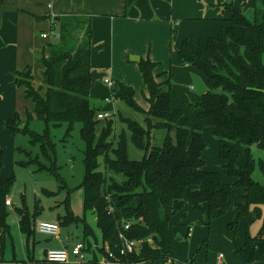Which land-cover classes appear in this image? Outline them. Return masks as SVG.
Here are the masks:
<instances>
[{
  "label": "trees",
  "instance_id": "obj_1",
  "mask_svg": "<svg viewBox=\"0 0 264 264\" xmlns=\"http://www.w3.org/2000/svg\"><path fill=\"white\" fill-rule=\"evenodd\" d=\"M223 6L232 13L229 26L218 37L208 39L206 53L202 48L192 51L185 41L177 57L182 64L194 67L206 78L209 87L201 95L202 101L190 107L198 110L197 119L212 127L214 135L223 143L220 158L226 162L227 175L235 179L234 184L223 183L219 172L204 169L203 152L207 143L202 125L193 126L189 119L182 126L178 125L184 112L172 105L173 75L170 71L169 79L158 81L155 74L158 64L149 58L139 62L149 91L148 110L136 102L133 87L114 82L110 89L112 99L123 100L145 114L146 126L131 118L122 119L126 129L116 136L114 116L97 119L101 106H94L90 98L96 82L92 71L97 69L91 62L93 29L90 18L50 17L51 30L58 37H55L56 42L50 38L35 52V63L41 67L39 83L35 81L31 66L16 73V84L24 90L33 108L26 111L25 119L16 113L5 123L12 135L18 132L29 135L31 143L41 145L50 160L46 149L51 143L48 134L33 132L26 128V123L36 118L47 126L67 123L69 129L76 123L82 124L84 209L85 214L90 213L95 218L98 231L86 217L74 214L70 191L58 205L63 206L64 214L58 215L57 222L60 227L82 225L81 241L87 254H99L108 262L122 264L173 257V218L181 212L186 218V200L198 212L210 215L217 212L222 216L234 205L235 186L245 190L242 197L245 203L238 205V211L239 220L245 222L247 229L246 241L241 247L236 241L239 221L228 224L236 253L245 264L264 262V218L259 232L250 233V227L264 214V182L253 177L257 168L264 176V160H257L252 152L253 146L264 149V0H256L253 20L232 2H224ZM154 128L166 132L161 146L152 145L150 135ZM174 130L175 135H172ZM130 141L145 152L142 159L130 158ZM236 141L246 146V165L242 168L237 166L239 152L232 145ZM4 161L5 150L0 149L1 261L7 237L11 235L10 212L17 211L20 229L28 237L36 231L35 214L31 215L26 207L14 206L10 210L6 204L15 175L1 177ZM37 161H23L22 165L34 162L38 169L46 168ZM119 175L123 180L117 179ZM50 194L55 195V192ZM128 223L131 225L126 230ZM122 235L136 241L138 250L121 254ZM109 252H113L114 258H109Z\"/></svg>",
  "mask_w": 264,
  "mask_h": 264
},
{
  "label": "crops",
  "instance_id": "obj_2",
  "mask_svg": "<svg viewBox=\"0 0 264 264\" xmlns=\"http://www.w3.org/2000/svg\"><path fill=\"white\" fill-rule=\"evenodd\" d=\"M224 2H232L243 13L247 9L256 6V0H0V128L2 126L5 128V123L13 118L16 113L23 118L25 117L24 112L30 110L27 108L24 111L25 102L31 105L32 110L31 101L26 99L24 90L16 84V73L27 66H34L35 52L47 41H50V38L56 39L57 34L51 30V23L53 18L61 16L90 18L93 29L92 64L98 71L107 72V77L113 83L121 82L133 87L134 90L136 88L142 89L143 93H146L147 103L146 106H143L144 110H148L150 106L148 101L149 91L139 68L141 60L137 62L130 59L134 55L139 56L140 59L149 58L158 64L155 72L160 82L166 81L171 71L173 75L172 105L174 108L186 109V107L183 108L186 102L177 101L180 98L189 101L196 100V104L200 103L202 94L198 98L195 93L191 92L196 88L195 81L192 78L193 75L197 74L208 86L206 78L197 69H193L188 64H182L177 57V52L181 50L183 43L188 41L192 51L197 52L202 48L206 53L208 39L218 37L229 26L228 19L232 13L223 6ZM45 16L48 17L45 18ZM44 33L48 34V38L42 36ZM165 73L167 75L163 78ZM179 82L186 83L184 87L190 85L187 90H184L185 97H181L178 93ZM100 83L102 82L99 80L95 82L90 98L97 96L95 88ZM110 89L111 85L108 86V93L101 95L103 101L109 98L111 100L108 102L114 101ZM188 103L192 104L194 102ZM101 110L110 109L101 106ZM192 111L196 115L195 119H189L192 125L195 126V124L200 123L203 129L206 122L197 119L198 110ZM186 119L188 118L184 112V117L178 125L182 126ZM210 130L214 134L212 127ZM203 135L206 141L205 129ZM215 143L219 163L223 170L211 165H207L208 168L205 166L204 169L227 174L226 162L220 158L223 143L220 140H216ZM233 146L238 151L236 144ZM245 150L246 148L244 152ZM207 152V149L203 152V158H206ZM206 162L208 163V160ZM245 165L246 159L243 166L237 164L240 168L245 167ZM222 180L223 183L229 184L235 182L233 178H231L233 182H228L223 178ZM239 192H241L240 197L238 199L234 197V205L227 212L225 218L227 221L230 220L227 224L237 222V220H231L232 215L237 213L239 229L243 227L245 232V238L237 243L243 247L246 241L247 229L245 222L239 220L238 205L245 203L242 198L245 195V190L240 188ZM14 206H16L15 203ZM186 209L188 210V212H185L184 209L187 215L186 218L183 217V212L177 214L182 217L178 221L181 226L190 222L188 214L194 212L190 202ZM213 214L218 217L217 212ZM208 215L210 226L211 215L209 213ZM175 217L173 218V257L137 264H245L244 259L236 253L233 234L228 225L223 230L219 229L218 232L213 229V235L211 234V228L196 231L189 225L184 231H179V227L174 226ZM69 227H61L59 237L41 233L37 229V224L35 234L32 237H28L26 233L22 232L20 225L19 229L17 226L14 230L11 228V235L6 240L4 260H0V264H122L105 261L103 256L94 255L93 253L87 254L85 261L79 262L72 257V260L67 263L48 262L46 259L48 250L70 249L73 244L82 240L83 233L80 237H75ZM17 234L21 240L19 247ZM38 234L44 236L47 241L41 243L42 239H39ZM179 235L181 239L178 237ZM210 237L212 238L209 243ZM184 238L190 239L188 244L183 243V241L180 243L179 240H184ZM175 239L178 240L175 241ZM204 241H207L208 250L198 252V255L194 256L197 249L205 246V244H201ZM199 244L202 246H199ZM213 247L222 249V251H218L217 254L207 253L209 248L213 249ZM220 254H223V258L219 260L218 256ZM212 255L213 257H210ZM256 264H264V262L261 261Z\"/></svg>",
  "mask_w": 264,
  "mask_h": 264
},
{
  "label": "rangeland",
  "instance_id": "obj_3",
  "mask_svg": "<svg viewBox=\"0 0 264 264\" xmlns=\"http://www.w3.org/2000/svg\"><path fill=\"white\" fill-rule=\"evenodd\" d=\"M249 19L253 20L254 18V8H249L244 13ZM56 37V36H55ZM53 42H56V39H52ZM32 67V72L35 77V81L39 83L41 76H40V70L41 67L35 63ZM192 67V66H191ZM195 69L194 67H192ZM156 74V72H155ZM167 75V73L164 74L163 78ZM161 76V75H160ZM192 78V76H191ZM169 79V77L167 78ZM193 79V78H192ZM100 84H98L95 88V92L97 94L96 97L91 98V102L94 106H102V108L110 109V111L113 113V120L115 122L114 131L115 135L119 136L120 133L123 131V129H126L125 123L122 122V119L131 118L134 120H137L139 123H142L144 126L145 124V114L137 111L133 108H131L125 101L123 100H114L111 102H108L106 100H102L101 95H104L105 93H108V84L104 83V81L99 80ZM193 81V80H192ZM113 82V81H112ZM179 95L181 97L184 96V90H187L190 85H186V83L179 82ZM136 95L135 100L136 102L144 109L143 106H146V93H143V90L140 88H136ZM190 90V89H189ZM192 93H195V96L198 98L200 97V93L198 92L197 88L191 91ZM184 101L186 102L183 105V108L186 107L184 110L185 115L188 119L193 120L195 119V113L192 111L193 109L190 107V104L188 102H194L192 104H196V100L189 101L187 99H177V101ZM176 101V102H177ZM31 110V105L28 102H25L24 104V111L26 109ZM146 109V108H145ZM26 115V111L24 112ZM24 115V116H25ZM22 117V116H21ZM23 118V117H22ZM25 119V117L23 118ZM205 134H206V141H207V154H206V161L208 160V163L205 165H211L216 166L219 170H223V167L219 163V156L217 152V146L215 141L219 140L214 134L211 133L210 126L205 123ZM81 123H76L72 129H69V126L67 123H63L60 126H53L49 125L47 126L46 123L42 120H38L34 118L30 122L26 123V128L29 130L36 132L40 135L47 133L49 136V139L51 141L50 144L46 146L47 153L51 157L49 160L48 157L45 155V153L42 150L41 145H33L31 143L30 136L27 134H24L22 132H18L15 135H12L10 131L6 128H3V126L0 128V149L5 150V161H4V167L1 171V177L2 178H9L12 175H15V181L11 189V197L13 203H15L16 206H19L20 208L26 207L31 215L35 214L36 217V224L38 226L39 222L41 221H52L55 222L58 219L59 214H64V208L63 206H58L66 197L67 192L70 191V205L71 209L74 212L75 215L83 218L86 217L87 221L97 230L96 228V221L95 218L90 214H85L84 209V197L85 192L84 189L81 187V183L84 179L85 175V166H84V151H85V142L81 137ZM20 128H22L20 126ZM5 129V130H4ZM175 131V130H174ZM174 131H172V135H174ZM166 132L161 129H152L151 130V142L154 146H161L164 138H165ZM51 144L53 146L51 147ZM239 151V158L237 164L244 165L245 164V152L244 149L246 146L239 143L238 141L233 142L232 145H235ZM244 148V149H243ZM252 152L255 156V158L263 159L264 160V149L258 148L257 146L252 147ZM144 151L141 149H138L135 147V145L132 143V141L129 142V155L131 159H142L144 157ZM37 159V164L43 165L42 169H38L37 165L32 162L27 165H22V162H29L31 160ZM101 163V169H104V163L103 158L100 159ZM55 169V171L51 169ZM208 168V167H207ZM221 176L223 179L227 180L228 182H233L231 178L224 172L221 173ZM253 177L260 181L264 182V176L263 173L260 171L259 168H257L253 174ZM119 180H123V176L119 175L117 177ZM64 187V188H63ZM238 187H233L234 190V197L238 199L240 197L241 192H239ZM49 192H55V195H48ZM9 196V198H11ZM189 202L186 200L185 205V212H188L186 209ZM39 209V211H38ZM191 209V208H190ZM38 211V212H37ZM189 212L188 219H190L187 225H179L178 221L182 219L181 215H175L174 219V226L179 227L178 230H185V228L189 225L193 228V230L199 231L200 229L203 230H211V234L213 235V232L215 229L216 232L219 231V229L223 230L227 227V223L230 220H226V214L222 216H216L213 213L211 214V223L209 226V215L208 213H201L198 211ZM18 214L17 211L10 212L8 215V223L11 225V228L14 230L18 225ZM264 218V214L262 219L256 221L251 227H250V233L252 235H256L262 225V220ZM232 221L237 220V213H234L231 217ZM69 229L71 230V233L73 231V235L75 237H80L83 233V228L81 224H72L69 225ZM181 226V227H180ZM98 231V230H97ZM195 231V232H196ZM13 235L15 236L14 232L12 231ZM179 233V232H178ZM181 233V232H180ZM182 234V233H181ZM244 228H240L237 226V233H236V241L239 242V240H243L245 238L244 236ZM39 239L41 240V243H45L47 240L44 239V236H41L38 234ZM211 238L209 239V243L211 242ZM18 239V247L21 244V240L19 239V235L17 234ZM178 239H175V241ZM180 243L183 241V243H189V238H184V240H179ZM207 241L201 243L202 245L205 244L203 248H199L195 251L194 256H197L198 252H203L208 250ZM99 244H101V238L99 236ZM99 244L98 247H101ZM199 244V246H202ZM10 247V246H9ZM222 251V249H217V247L209 248V251L207 253L209 254H217L218 251ZM206 254V253H204ZM210 257H213L210 256Z\"/></svg>",
  "mask_w": 264,
  "mask_h": 264
},
{
  "label": "built area",
  "instance_id": "obj_4",
  "mask_svg": "<svg viewBox=\"0 0 264 264\" xmlns=\"http://www.w3.org/2000/svg\"><path fill=\"white\" fill-rule=\"evenodd\" d=\"M57 34V33H55ZM44 38H48V34L44 33L42 35ZM58 37V35L56 36ZM105 83L108 85H111L113 82L110 78L105 77ZM111 99H107L106 101H110ZM113 116V113L110 110H101L97 114V119L104 120L111 118ZM6 204L9 206L10 210L13 209L14 203L11 198H7ZM131 223H128L125 225V229L128 230L130 228ZM60 225L58 222H52V221H41L39 222L37 229L44 234L51 235L54 237L60 236ZM122 239L124 241L123 247L121 249V254L131 253L136 250H138L139 246L136 241H132L127 239L122 235ZM72 257L76 261H85L87 258V252L85 251V245L82 241H78L75 244L71 246L70 249L64 248V249H51L48 250L46 253V259L48 262L53 263H67L72 260ZM109 258H114L113 252H109ZM223 254H220L218 256V259H222ZM105 260V258H104ZM108 260V259H107ZM105 260V261H107Z\"/></svg>",
  "mask_w": 264,
  "mask_h": 264
},
{
  "label": "water",
  "instance_id": "obj_5",
  "mask_svg": "<svg viewBox=\"0 0 264 264\" xmlns=\"http://www.w3.org/2000/svg\"><path fill=\"white\" fill-rule=\"evenodd\" d=\"M130 59L132 61H137V62H139L141 60L139 56H135V55L131 56ZM107 76H108L107 72H100V71H98V69H95L92 71V77L95 81L102 80ZM193 79L195 81V86H196V88L200 94H203L208 90V86L206 85L204 80L199 75H197V74L193 75ZM178 237L181 239L180 235Z\"/></svg>",
  "mask_w": 264,
  "mask_h": 264
}]
</instances>
